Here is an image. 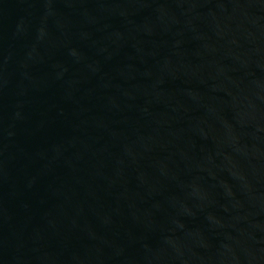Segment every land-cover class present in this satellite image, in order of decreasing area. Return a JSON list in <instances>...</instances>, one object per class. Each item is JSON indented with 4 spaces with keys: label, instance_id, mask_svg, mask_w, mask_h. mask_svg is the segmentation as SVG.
I'll return each mask as SVG.
<instances>
[{
    "label": "water",
    "instance_id": "water-1",
    "mask_svg": "<svg viewBox=\"0 0 264 264\" xmlns=\"http://www.w3.org/2000/svg\"><path fill=\"white\" fill-rule=\"evenodd\" d=\"M0 264H264V0H0Z\"/></svg>",
    "mask_w": 264,
    "mask_h": 264
}]
</instances>
